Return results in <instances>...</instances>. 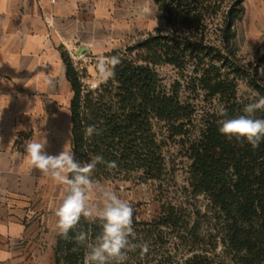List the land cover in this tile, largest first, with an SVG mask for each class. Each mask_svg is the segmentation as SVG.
<instances>
[{
  "label": "trees",
  "instance_id": "1",
  "mask_svg": "<svg viewBox=\"0 0 264 264\" xmlns=\"http://www.w3.org/2000/svg\"><path fill=\"white\" fill-rule=\"evenodd\" d=\"M155 2L167 29L107 53L121 62L99 87L86 82L87 67L62 52L72 89V152L80 162L95 155L116 162L111 170L97 164L92 178L98 182L166 180L170 141L189 160L182 200L159 198V210L148 219L133 209L132 242L146 243L148 251L137 247L124 264H223L226 257L264 264V141L253 148L218 132L219 121L264 96L260 63L245 64L237 45L245 0ZM166 65L178 73L170 86L158 69ZM242 81L253 95L240 92ZM255 117L264 119V110ZM88 125L101 134L85 138ZM80 231L89 234L88 243L101 228L81 218L69 235ZM86 243L57 235L53 264H83Z\"/></svg>",
  "mask_w": 264,
  "mask_h": 264
},
{
  "label": "crops",
  "instance_id": "2",
  "mask_svg": "<svg viewBox=\"0 0 264 264\" xmlns=\"http://www.w3.org/2000/svg\"><path fill=\"white\" fill-rule=\"evenodd\" d=\"M164 26L155 0H0V264H53L67 186L34 169L24 145L72 152L62 52L107 58Z\"/></svg>",
  "mask_w": 264,
  "mask_h": 264
},
{
  "label": "clouds",
  "instance_id": "3",
  "mask_svg": "<svg viewBox=\"0 0 264 264\" xmlns=\"http://www.w3.org/2000/svg\"><path fill=\"white\" fill-rule=\"evenodd\" d=\"M120 62L117 56L101 57L96 64L97 80L93 88L113 78ZM258 110H264V96L246 104L243 114L219 121L218 132L229 140L235 138L238 142H247L257 148L264 141V119L255 117ZM220 115L227 114L222 110ZM100 134L101 130L95 125H88L84 129L85 138ZM45 145L46 140L44 143L29 140L24 145V154L34 169L49 176L57 184L67 186L66 196L53 209L57 218L58 235L64 240L74 239L76 243L83 245L89 240L87 232L80 231L74 237L69 235L80 224L81 218L88 223H99L101 228L95 239L86 243L83 264H124L128 253L135 251L137 247L146 253V243L139 245L132 242L135 231L130 204L115 191L105 189L92 178L97 164H106L111 170L117 167L116 162L105 161L102 155L93 156L90 162H80L69 150L49 154L45 151ZM93 193L100 196L102 203L92 201L90 194Z\"/></svg>",
  "mask_w": 264,
  "mask_h": 264
},
{
  "label": "rangeland",
  "instance_id": "4",
  "mask_svg": "<svg viewBox=\"0 0 264 264\" xmlns=\"http://www.w3.org/2000/svg\"><path fill=\"white\" fill-rule=\"evenodd\" d=\"M244 5L245 14L242 20L237 23L239 54L242 61L251 67L260 63L257 77L264 80V0H245ZM164 28L167 29L166 25ZM134 43L130 42L116 49L125 48ZM75 57L71 58L76 64H79L80 68L87 67L90 76L86 79V82L93 87L97 80L96 64L99 59L78 58L77 55ZM158 69L168 86L178 78V73L172 66H161ZM240 92L245 95H253L251 87L245 81L240 83ZM166 156L169 173L167 179L162 182L153 180L141 181L134 178L127 181H102L99 184L105 189L115 191L123 200L130 204L132 209H136L141 218L148 219L159 210V198L163 197L164 199L178 201L183 198L181 191L188 176L189 160L181 155L179 145L172 141L166 146ZM90 195L94 203H102L98 194L93 193ZM200 199L204 200L205 198L200 196ZM220 249L221 246L217 248L216 252H220ZM220 260L222 259L219 257V262ZM223 264L236 263L231 260V257H226Z\"/></svg>",
  "mask_w": 264,
  "mask_h": 264
},
{
  "label": "built area",
  "instance_id": "5",
  "mask_svg": "<svg viewBox=\"0 0 264 264\" xmlns=\"http://www.w3.org/2000/svg\"><path fill=\"white\" fill-rule=\"evenodd\" d=\"M51 4H56L59 2V0H48Z\"/></svg>",
  "mask_w": 264,
  "mask_h": 264
}]
</instances>
